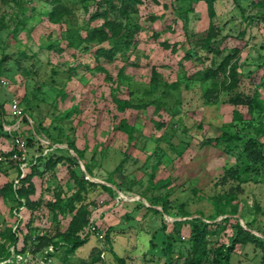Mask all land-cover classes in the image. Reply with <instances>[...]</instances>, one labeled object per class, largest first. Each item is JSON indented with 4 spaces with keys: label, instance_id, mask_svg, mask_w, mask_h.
<instances>
[{
    "label": "rangeland",
    "instance_id": "374dc122",
    "mask_svg": "<svg viewBox=\"0 0 264 264\" xmlns=\"http://www.w3.org/2000/svg\"><path fill=\"white\" fill-rule=\"evenodd\" d=\"M53 1L0 0V151L20 138L23 172H40L32 210L0 194V264H165L168 251L183 260L194 239L210 251L228 244L236 221L264 238V159L245 170L244 154L247 139L252 150L264 147V0H212V14L207 0H58L64 8L51 19ZM13 97L32 124L10 135L2 123L13 121ZM58 156L71 160L46 168ZM14 162L0 164V189L15 184ZM69 168L90 182L73 204L109 237L89 233L72 254L67 239L82 232L69 228L75 210L66 199L78 190ZM229 168L238 179L221 182ZM235 187L233 211L226 193ZM47 238L56 244L35 251ZM259 261L252 244L230 258Z\"/></svg>",
    "mask_w": 264,
    "mask_h": 264
},
{
    "label": "trees",
    "instance_id": "16d2710c",
    "mask_svg": "<svg viewBox=\"0 0 264 264\" xmlns=\"http://www.w3.org/2000/svg\"><path fill=\"white\" fill-rule=\"evenodd\" d=\"M196 1H199V0H196ZM58 4H59L58 0L53 1V6L49 12V16L51 19H53L54 16L58 15L60 13V10L64 8ZM207 4H208V11L212 14L213 13L212 0H207ZM189 11L191 10L190 9L185 10V12L183 13L184 18L187 17V14ZM208 33H209L210 38L216 36L215 33L212 32V27L209 28ZM156 75H157L156 69L152 68L151 83L153 84L157 82ZM17 99L19 100V103L21 104L22 102L20 98H17ZM236 102H241V101L237 99ZM248 104L249 106H251L250 102H248ZM116 105L119 110H123L125 107H127V103L124 100L123 101L117 100ZM24 111H26V109ZM27 115L30 118V115L28 113ZM22 123L27 124V120L24 119ZM117 128L126 133L128 140H131L133 138L132 137V132H133L132 125H128L125 123L124 120H121ZM231 138L237 139V137L234 135V136L215 137L212 139L210 138V139H207L206 142L210 143L213 141L230 140ZM250 141L251 139H247L246 144H245L246 148L244 149V154L248 162L246 163L245 170H248L249 168H254L252 166H254L257 162H260L264 159V153H263L264 147L262 151H255V149L252 150V148L250 149V145H249ZM68 145H69V148L73 149L76 152V156L79 159H82V151L78 150L73 142H69ZM36 157L37 158L41 157V155L39 154ZM6 160L10 161L6 156L4 160L0 161V164L5 162ZM70 160L71 159H69L68 157L66 158V157L58 156L55 160L52 161L48 157L45 164H46V168H52L55 165L62 163L64 161L70 162ZM14 164L17 170V182L15 184L13 183V181H8L4 183L2 188L0 189V194L3 196H8V197L15 199L17 206L22 205L32 210L34 207L39 205V202H40L39 199L34 200L31 198V196L35 194V186H34L32 179L34 176L39 175L40 172L37 171L35 166L30 165L28 166V171L21 173L16 162H14ZM67 173H68L69 178L74 182L75 186H78V190L75 192L74 197L66 199L68 209L75 210V215L70 222L69 228L72 229L73 233H77L88 225L89 223L88 217L90 215V211L88 210L85 211L82 206L75 207V205L73 204V201L80 197L81 192L84 191L86 185H89L90 182L82 177H77L70 168L67 170ZM232 179L234 180L238 179V173L236 169L229 168L223 172L220 178V181L223 182L224 180H232ZM102 186H104L105 191L107 190L106 192H111L110 194L112 197L115 196V192L112 190V188L105 186V185H102ZM235 189L238 191L232 192L231 190L226 193L227 198H228L227 203H229V205L231 206L233 205V208H234L233 211L236 209V205H237V193L241 192V189L239 187H235ZM54 196H55V201L52 203H48L52 209L57 208L56 207L57 203L60 200L59 193H55ZM229 213L234 214V212L232 211ZM182 222L183 221H174L173 227L177 229L178 227L182 226L183 224ZM88 234L89 233H86L83 236L75 235L73 238L67 239L68 243L66 247V252L68 254H72L76 248L86 243L88 239ZM229 238L230 239H229L228 244H223L211 251L209 247L207 246L208 244H206V242L200 241L199 239H194L192 240L190 247L187 251V255L184 257L183 260L178 259V257H176L172 251H168L166 252V255H165V264H201L200 258H205L208 255V253L212 257L209 264H230V258H231L232 253L235 250L236 245L245 246L248 244H252L255 248L259 249L260 251L259 264H264V238L263 237L256 236L249 229H245L238 221H236L233 225V232ZM103 239L104 241L109 240L108 229L105 230ZM169 239L170 240H169L168 246L170 247V243L172 240H175V236L172 234L170 235ZM49 242H51L52 244H56V242L52 241L51 238H47V239H44V242L39 243L36 246L35 251L40 250L42 246L48 245ZM117 260H118V264H123L122 258H118ZM95 261H96V257L90 259V261L88 262L82 261L79 264H93Z\"/></svg>",
    "mask_w": 264,
    "mask_h": 264
},
{
    "label": "built area",
    "instance_id": "2783aa9c",
    "mask_svg": "<svg viewBox=\"0 0 264 264\" xmlns=\"http://www.w3.org/2000/svg\"><path fill=\"white\" fill-rule=\"evenodd\" d=\"M7 110H8V114L11 116L13 121L11 124L2 123V128L3 130L7 131L10 135L21 132L22 130L21 124L24 119L27 120V123L29 125L32 124L29 116L24 111L23 107L21 106V104L19 103V100L16 97H13L10 99ZM31 133L34 136V138H36V140H38L41 144H45L47 146L46 149H48L49 146L51 147V145L48 143V141L44 139V137L37 135L34 132V130H31ZM15 139H16L15 149L14 150L13 149H7V150L2 149L0 151V161L4 160L5 157L7 156L8 159L14 160L16 162L20 172L23 173L24 168L28 164V162L25 159V142L23 140H20V138H15ZM16 182L17 180H15V183ZM117 193H119V191H117ZM97 219L98 218L90 217L88 225L81 230L82 236L86 233H91V234H95L98 238H101V239L103 238V233L100 232L101 230H99L98 225H97Z\"/></svg>",
    "mask_w": 264,
    "mask_h": 264
}]
</instances>
